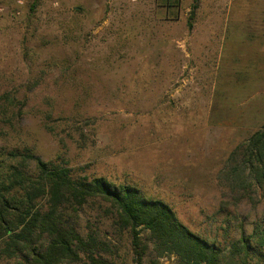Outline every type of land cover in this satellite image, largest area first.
I'll return each instance as SVG.
<instances>
[{"label": "rangeland", "instance_id": "374dc122", "mask_svg": "<svg viewBox=\"0 0 264 264\" xmlns=\"http://www.w3.org/2000/svg\"><path fill=\"white\" fill-rule=\"evenodd\" d=\"M4 93L24 102L0 106V166L26 148L77 178L132 185L222 245L264 215L259 188L235 206L219 178L264 124V0H0ZM78 214L106 256L135 264L107 203Z\"/></svg>", "mask_w": 264, "mask_h": 264}, {"label": "trees", "instance_id": "16d2710c", "mask_svg": "<svg viewBox=\"0 0 264 264\" xmlns=\"http://www.w3.org/2000/svg\"><path fill=\"white\" fill-rule=\"evenodd\" d=\"M179 2L164 0L167 8ZM14 101L10 93L0 96L5 111L24 102ZM8 155L13 163L0 166L6 167L0 170V264H72L82 256L89 264H116L106 256L110 243L98 232L78 230V213L93 200L108 204L119 231L129 237L135 264H156L163 256H174V264H264V215L250 232L240 223L238 235L222 245L192 232L167 203L145 198L132 185L102 176L77 178L66 165L26 148ZM219 178L232 205L257 202L255 187L264 200V124L230 152ZM227 204L222 201L221 207Z\"/></svg>", "mask_w": 264, "mask_h": 264}]
</instances>
